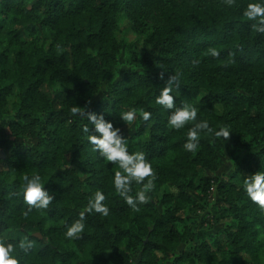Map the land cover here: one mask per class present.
<instances>
[{
	"label": "trees",
	"instance_id": "16d2710c",
	"mask_svg": "<svg viewBox=\"0 0 264 264\" xmlns=\"http://www.w3.org/2000/svg\"><path fill=\"white\" fill-rule=\"evenodd\" d=\"M247 2L0 0V237L33 241L17 249L19 264H264V210L242 188L264 172V33L243 17ZM121 16L138 47L115 37ZM174 73L176 105L227 126L225 143L202 133L194 153L183 148L191 122L171 129V110L155 104ZM129 108L150 111V121L138 114L129 129L119 116ZM88 112L150 161L155 187L138 212L115 193L118 165L88 143ZM33 174L53 195L47 209L23 201ZM98 190L109 215H86L80 238L66 239L65 225Z\"/></svg>",
	"mask_w": 264,
	"mask_h": 264
},
{
	"label": "clouds",
	"instance_id": "9594fccd",
	"mask_svg": "<svg viewBox=\"0 0 264 264\" xmlns=\"http://www.w3.org/2000/svg\"><path fill=\"white\" fill-rule=\"evenodd\" d=\"M227 6L231 7L233 0H225ZM243 17L253 21L252 27L258 33H264V0H248L242 12ZM213 56L219 55L215 49L210 50ZM163 79V73L160 74ZM179 74L170 75L164 87L155 96V104L164 109L171 110L167 117V126L171 129H183L191 122L192 126L186 133V141L183 148L188 152H195L199 147V139L202 133H211L215 138L222 139L225 143L230 136V129L227 126L214 129L205 119H197L198 106L191 103H184L177 106L174 101L175 88L178 85ZM73 116H81L85 119V111L79 105L70 108ZM139 120L150 121L152 113L144 109L129 108L119 113L120 119L125 122L129 129ZM86 120L88 123L82 126V130L87 134L88 143L92 145V150L98 154L105 162H112L118 165L112 177V185L115 193L134 211L140 210V205L148 203L151 191L155 187L156 179L152 165L143 151H129L127 139L121 135L119 127H115L113 122L106 120L103 114L88 112ZM71 123V121H69ZM94 128L96 134L90 132V127ZM147 178V180H146ZM22 189L23 201L28 205V210L47 209L53 201V195L45 189L39 174L23 177ZM133 184L140 187L132 195ZM243 191L251 202L264 210V172L255 173L244 177L242 184ZM105 195L101 191H96L90 198L84 209L79 212L78 219L71 224L65 225L64 236L66 239H79L85 230L86 215L93 212L102 216L109 215V208L103 203ZM27 215V212L24 213ZM33 247V241L27 235L9 238L0 237V264H19L17 249L24 253L29 252Z\"/></svg>",
	"mask_w": 264,
	"mask_h": 264
},
{
	"label": "rangeland",
	"instance_id": "374dc122",
	"mask_svg": "<svg viewBox=\"0 0 264 264\" xmlns=\"http://www.w3.org/2000/svg\"><path fill=\"white\" fill-rule=\"evenodd\" d=\"M115 37L118 40H124L127 42H134L136 47L139 46L141 41L140 34L133 31L131 27V23L129 20L123 16H121L118 20V29L115 32ZM9 235V234H8ZM15 233H11V236H14Z\"/></svg>",
	"mask_w": 264,
	"mask_h": 264
},
{
	"label": "water",
	"instance_id": "95a60500",
	"mask_svg": "<svg viewBox=\"0 0 264 264\" xmlns=\"http://www.w3.org/2000/svg\"><path fill=\"white\" fill-rule=\"evenodd\" d=\"M0 156H1V154H0Z\"/></svg>",
	"mask_w": 264,
	"mask_h": 264
}]
</instances>
